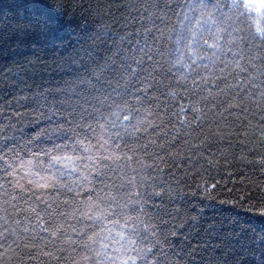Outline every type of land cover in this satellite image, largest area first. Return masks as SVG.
Listing matches in <instances>:
<instances>
[{"label": "trees", "instance_id": "16d2710c", "mask_svg": "<svg viewBox=\"0 0 264 264\" xmlns=\"http://www.w3.org/2000/svg\"><path fill=\"white\" fill-rule=\"evenodd\" d=\"M61 2L64 15L60 18L70 21L66 40L71 46L57 49L56 54L46 52L34 56L36 49L32 45L38 44L41 38L34 29H22L20 25H26L33 17L43 13L45 6L52 13L59 14L61 9L56 5ZM157 4L167 13L164 24L156 19L157 15H162L152 7ZM165 4L169 7L165 8ZM180 11L176 7V0H0V138L13 135L12 129L6 128L7 125L15 128L17 140L21 136V130L26 133L25 141L45 125L46 122L37 115V106L30 99H24L35 90L36 85L52 90L53 95L56 89L64 87L65 80L74 81L80 77H92L93 80L98 78L102 82L111 80L112 87H115V81L119 80L121 84L124 81L113 70H118L125 63L124 57L136 55L139 58L138 49L147 44L156 53H163L162 56L153 55V61L161 66L153 73L156 77L153 83L157 85L158 91H148L149 96L159 97L156 102L160 107L156 108L153 102L145 104L144 107L154 115L148 116L147 112H142L141 115L157 124L160 123L158 117L162 115L167 135L161 132L159 138L155 134L148 137L141 132L135 137H128L123 127L111 128L110 123L114 117L108 115V109H100L103 113L101 117L100 112H92L89 108L92 117L86 116L79 123H90L97 135H93L87 128H79L77 132L81 134L80 138L87 136L85 144L91 143L94 146L91 152L93 156L102 158L114 154L113 160L100 159L101 164L108 165L103 169L106 173L105 183L115 185L111 189L112 194L117 195V191L119 192L117 198L121 204H128L129 196L132 200L138 199L135 192H140L144 199V203L139 206L142 211L132 214L139 215L144 222L156 226L150 231H156L157 235L150 236V239L153 244L160 242L157 247L168 254L169 264H189L187 254L193 250V264H209L211 261L217 264H260L261 257H264V244L260 240V236L264 235V213L261 211L264 209V163L261 162V157H264V121H261V113L255 109V115L244 113L241 109H232L231 114L224 112L221 116L222 108H212L210 98L208 102L195 104L202 110L201 113L191 110L190 100L195 103L200 95L207 94H197L198 89L192 84L195 73L207 76L212 69L210 67L206 71L197 65L185 67L184 64L189 63L187 54L183 63L176 62L179 57L176 49L180 47L176 44L180 32ZM150 13L155 15L149 18ZM153 21L156 28L164 31L162 39L153 28ZM146 28L151 31L145 32ZM154 36L157 37L156 40H153ZM84 49L92 52L91 58L85 55ZM74 50L79 51V57H75ZM21 51L32 59L29 79L24 84L14 76L18 71L16 65L23 62V58L18 55ZM69 54H73L75 64L61 60V57ZM199 54H208V50L203 49ZM131 67L135 69L137 66L133 63ZM144 67L152 71L149 62L146 61ZM93 72L97 73L96 77H93ZM185 76L187 79H184ZM137 79L139 77L133 78L131 84L143 89L144 83L137 84ZM227 83H232L231 78ZM169 91L177 93L175 98L168 95ZM126 99L131 100V97ZM205 103L209 107H205ZM93 105L98 107L94 101ZM181 106L185 109L183 113L179 111ZM126 115L127 111L121 114V124L128 123L123 120ZM196 116H202V119L197 120ZM54 119H60L61 123L68 120L66 128L71 124L67 117ZM99 124L108 129L103 133L105 140L117 131L124 139H113L106 146L110 151L101 149L97 143L101 132ZM69 136L72 134L69 133ZM75 139L72 137L46 142L40 148L51 150L53 144H68L69 147L63 152L54 154L73 158L86 155L80 146H77L76 151L72 150ZM146 140L155 141L147 149L151 154L147 156L135 147L137 142L143 144ZM125 143L128 147H125ZM116 144L120 145L118 149ZM30 148L31 152L39 150L34 146ZM129 148L135 151H129ZM86 163L87 160H75V164L81 169ZM56 167L62 168L63 163ZM36 170L40 171L39 168ZM44 174L41 171V175ZM20 175L26 173L20 172ZM79 175L78 172L71 176L65 175L64 179L68 183L74 180L78 182ZM92 175L95 176L96 173ZM13 179L15 178L5 177L3 162L0 161V185L11 191L6 180ZM129 180L132 184L128 183ZM21 182L27 186V180ZM121 184L125 187L120 188ZM212 185L216 187L212 188ZM205 189L212 199L203 195ZM40 191L47 190H37V193ZM51 195L54 196L55 193ZM0 197H3V189H0ZM4 207L3 199H0V231H3L2 226L6 223ZM128 207L137 208L134 204H128ZM8 213L21 221L17 228L9 218L7 223L10 228L28 238L21 240L10 235L7 242L0 239V245H3L0 247V264H73L74 260L80 261L79 250L73 252V246L67 244L57 242L55 247L50 244L46 247H31V243L39 241H31L32 234L24 233L23 230L25 227L33 228L36 221L27 224L23 217L28 213L21 212L17 215L11 207L8 208ZM193 216H198V222L194 223ZM123 222L121 219V223ZM69 223L75 224V221L70 220ZM210 225L212 228L209 236ZM136 228L141 235H150V231L144 230L140 223L136 224ZM46 235L48 234L41 232V236ZM69 235L76 238L71 232ZM14 240L21 245L19 248L13 243ZM25 244L29 246L24 247ZM45 252H52L53 255L46 256L43 254Z\"/></svg>", "mask_w": 264, "mask_h": 264}, {"label": "snow or ice", "instance_id": "6c2138e0", "mask_svg": "<svg viewBox=\"0 0 264 264\" xmlns=\"http://www.w3.org/2000/svg\"><path fill=\"white\" fill-rule=\"evenodd\" d=\"M56 6L61 9L59 14L52 13L45 6L43 13L33 17L26 25H20L22 29L25 27L34 29L41 38L38 44L32 45L36 49L34 56L46 52L56 54L57 49H66L71 46L66 40L70 21L60 18L64 15L63 3H58ZM152 7L162 13L157 15L156 19L164 24L167 13L158 4ZM168 7L165 4V8ZM176 7L181 9L178 14L180 32L176 38V44L180 47L176 49L179 53L176 62L183 63L187 54L189 63L184 64L185 67L192 68L193 65H197L206 71L210 67L212 69L207 76L195 73L192 84L198 89L197 94H207L200 95V99L195 103L190 100L191 110L201 113L202 110L195 104L202 101L208 102L210 98L212 108H222L221 116L224 112L231 114L232 109H241L244 113L255 115L253 112L255 109L261 113L260 119L264 121V0H187V2L176 0ZM152 15L155 13H150L149 18ZM153 28L162 39L164 31L156 28L155 21H153ZM150 31L151 29H145V32ZM156 39L157 37L154 36L153 40ZM21 47L24 46L21 45ZM203 49H207L208 54L200 55ZM138 52L139 58L136 55L124 57L125 63L121 64L118 70H113L124 81L123 84L117 80L115 87H112L111 80L102 82L98 78L93 80L92 77L87 79L80 77L74 81L65 80L64 87L56 89L55 95L52 90L36 85L35 90L24 98L30 99L37 106V115L46 123L26 141L24 137L27 134L22 130L17 140L14 135L15 128L11 125H7L6 128H11L13 135L11 137L4 135L0 138V161L3 162L5 177L15 178L6 180L11 191L0 185V189H3V197L0 199H3L5 205L3 211L6 220L5 225L2 226L3 231H0V239L7 242L10 235L21 240L28 238L8 225L9 218L17 225V228L21 223L8 213V208L11 207L13 213L17 215L21 212L28 213L23 217L27 224H32L33 220L36 221L33 228L25 227L23 230L24 233L32 234L31 241H39V243H31V247H46L49 244L55 247L57 242L73 246L72 251L79 250L80 256V261L74 260L73 264H169L168 254L157 247L160 242L153 244L150 239V236L157 235L156 231H150L156 226L144 222L139 215L132 214L138 210L142 211L139 206L144 203V199L140 192H135V196L138 197L136 200H132L131 196L128 197V204L137 206V208L129 209L128 204H121L118 200V191L117 195L112 194L111 189L115 188V185L105 183L106 173L103 169L108 165L101 164L100 159L113 160L114 154L102 158L91 155L94 146L91 143L85 144L87 136L81 139V134L77 132L79 128H87L93 135H97L96 129L92 128L90 123L81 125L79 121L85 120L86 116L91 118L92 112H100V109L106 108L108 115L114 117L110 123L111 128L123 127L128 137H135L141 132L148 137L155 134L159 138L161 132L167 135L168 130L164 126L162 115L158 117L159 124L141 115L142 112H147L148 116L154 115L144 107L145 104L153 102L156 108L160 107L156 102L159 97L149 96L148 91L149 89L158 91L157 85L153 83L156 80L153 73L161 66L153 61V55L162 56L163 53H156L147 44L139 48ZM74 53L75 57H79V51L74 50ZM84 53L92 57V52L87 49H84ZM18 55L23 58V62L16 65L18 71L14 73V76L17 81L24 84L29 79V65L32 64V59L22 51ZM61 60L68 64L76 62L73 54L61 57ZM146 61L150 63L152 71L144 67ZM133 63L137 66L135 69L131 67ZM96 76L97 73L93 72V77ZM136 77H139L136 80L137 84L144 83L143 89L131 84L132 79ZM229 78L232 83H227ZM184 79H187V76ZM130 86L131 91H129ZM185 91L188 90L185 89ZM168 95L175 98L177 93L169 91ZM126 97H131V100ZM93 101L98 107L93 105ZM205 107H209V104L205 103ZM89 108L92 112L88 111ZM125 111L128 115L123 116V120L128 123L121 124L120 116ZM179 111L183 113L184 107L181 106ZM100 115L103 117L102 112ZM54 117L70 118L71 124L66 128L65 123H68V120L61 123L60 119H54ZM195 119H202V116H196ZM36 123L39 122L36 121ZM99 128L101 132L98 134L97 143L105 151H110L106 146L113 139H124L117 131L105 140L103 133H106L108 129L103 124H99ZM157 129L160 131L158 132ZM69 133L72 134L71 137ZM72 137L76 138L73 140L72 150L76 151L77 146H80L86 155L73 158L68 155L54 154L63 152L69 147L68 144H53L51 150L40 148V145L46 142L68 140ZM100 140H103V143H100ZM152 144H155L154 140H146L143 144L137 142L135 147L147 156L151 155L147 149ZM30 146L39 150L31 152ZM115 147L118 149L120 145L116 144ZM125 147H128L126 143ZM129 151H135V149L129 148ZM115 158L119 159L118 156ZM75 160H87L88 163L81 169L75 164ZM261 162L264 163V157H261ZM61 163L63 167L57 168L56 165ZM141 167L150 166L141 165ZM38 168L40 171L36 170ZM41 171L45 174L41 175ZM20 172H25L26 175H20ZM77 172L80 173L78 182L74 180L68 183L64 179L65 175L71 176ZM92 173L96 175L93 176ZM24 180H27V186L21 182ZM128 183L132 184V181L129 180ZM123 187L125 185L121 184L120 188ZM215 187L212 185V188ZM37 190L47 191H40L38 194ZM203 195L209 199L213 198L207 189ZM261 211L264 213V209ZM198 219V216L192 217L194 223L198 222ZM70 220L75 221V224L69 223ZM137 223H140L144 230L150 231V235H141L137 231ZM211 228L210 225L209 236ZM41 232L48 235L41 236ZM69 232L75 234L76 238L73 239ZM260 240L264 244V235L260 236ZM13 243L18 248L21 246L16 240ZM28 246L29 244L24 245V247ZM205 250H207L206 246ZM194 251L187 254L189 264H193ZM43 254L53 255L52 252ZM209 264H217V262L211 261ZM260 264H264V257H261Z\"/></svg>", "mask_w": 264, "mask_h": 264}]
</instances>
